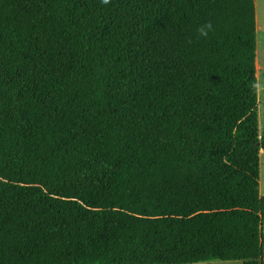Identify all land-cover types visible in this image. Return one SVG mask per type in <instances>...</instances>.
Here are the masks:
<instances>
[{
  "label": "trees",
  "instance_id": "trees-1",
  "mask_svg": "<svg viewBox=\"0 0 264 264\" xmlns=\"http://www.w3.org/2000/svg\"><path fill=\"white\" fill-rule=\"evenodd\" d=\"M256 48L255 0H0V264H264Z\"/></svg>",
  "mask_w": 264,
  "mask_h": 264
},
{
  "label": "rangeland",
  "instance_id": "rangeland-1",
  "mask_svg": "<svg viewBox=\"0 0 264 264\" xmlns=\"http://www.w3.org/2000/svg\"><path fill=\"white\" fill-rule=\"evenodd\" d=\"M255 9H256V32H257V48H256V78H257V89H258L257 114H258L259 132L262 133V131L264 130V0H255ZM262 157L263 155L261 156V158ZM261 189H262L261 193H264V189L263 188ZM261 228H262V234L264 236V222ZM196 264H242V262L211 261V262L196 263Z\"/></svg>",
  "mask_w": 264,
  "mask_h": 264
},
{
  "label": "clouds",
  "instance_id": "clouds-1",
  "mask_svg": "<svg viewBox=\"0 0 264 264\" xmlns=\"http://www.w3.org/2000/svg\"><path fill=\"white\" fill-rule=\"evenodd\" d=\"M100 3L107 4L109 3V0H100ZM210 31H212V23L211 21H208L205 24L198 26L197 28L198 37L206 38Z\"/></svg>",
  "mask_w": 264,
  "mask_h": 264
},
{
  "label": "crops",
  "instance_id": "crops-1",
  "mask_svg": "<svg viewBox=\"0 0 264 264\" xmlns=\"http://www.w3.org/2000/svg\"><path fill=\"white\" fill-rule=\"evenodd\" d=\"M263 153V154H262ZM263 157L261 158V156ZM264 189V152L260 153V180H259V194L260 196H264V193H261L262 189Z\"/></svg>",
  "mask_w": 264,
  "mask_h": 264
}]
</instances>
